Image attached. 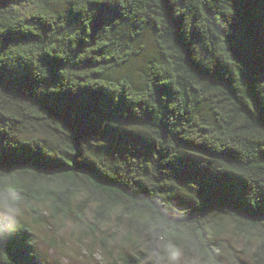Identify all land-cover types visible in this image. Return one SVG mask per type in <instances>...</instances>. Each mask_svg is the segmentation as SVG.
I'll list each match as a JSON object with an SVG mask.
<instances>
[{
  "label": "trees",
  "instance_id": "16d2710c",
  "mask_svg": "<svg viewBox=\"0 0 264 264\" xmlns=\"http://www.w3.org/2000/svg\"><path fill=\"white\" fill-rule=\"evenodd\" d=\"M22 205L208 257L228 222L264 261V0H0V264H34Z\"/></svg>",
  "mask_w": 264,
  "mask_h": 264
},
{
  "label": "rangeland",
  "instance_id": "374dc122",
  "mask_svg": "<svg viewBox=\"0 0 264 264\" xmlns=\"http://www.w3.org/2000/svg\"><path fill=\"white\" fill-rule=\"evenodd\" d=\"M139 44V54L116 70V74L133 81L139 78L155 54L150 32L142 34ZM3 211L7 226L15 236L28 234L34 264H110L132 254L139 257L138 264H264L254 255V240L238 233L228 222L216 238L213 255L208 257L194 244L164 247L158 239L140 228L127 226L124 219L115 215L92 233L86 226L87 221L80 222L73 214L52 218L45 206H38V216L23 205Z\"/></svg>",
  "mask_w": 264,
  "mask_h": 264
}]
</instances>
